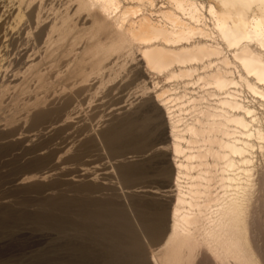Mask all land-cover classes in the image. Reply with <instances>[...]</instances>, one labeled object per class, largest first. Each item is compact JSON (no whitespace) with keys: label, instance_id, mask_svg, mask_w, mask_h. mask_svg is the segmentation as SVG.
I'll return each instance as SVG.
<instances>
[{"label":"bare ground","instance_id":"1","mask_svg":"<svg viewBox=\"0 0 264 264\" xmlns=\"http://www.w3.org/2000/svg\"><path fill=\"white\" fill-rule=\"evenodd\" d=\"M157 1L29 0L0 21V71L24 46L48 50L44 13L91 18L47 52L56 77L83 84L68 79L26 122L60 135L55 172L82 195L85 228H100L118 263L264 264L252 237L264 200V0ZM146 78L159 80L152 96Z\"/></svg>","mask_w":264,"mask_h":264},{"label":"rangeland","instance_id":"2","mask_svg":"<svg viewBox=\"0 0 264 264\" xmlns=\"http://www.w3.org/2000/svg\"><path fill=\"white\" fill-rule=\"evenodd\" d=\"M28 2L0 0V21L10 19L14 22L20 11L28 13ZM164 3L158 0L156 8ZM145 8L149 9L148 4ZM52 14L44 13L36 23L43 31L40 42L48 50L45 48L39 54H32L33 47L27 45L23 47L25 50L1 62L5 67L0 71V264H125L117 262L118 255L100 236V228L93 226L87 230L77 216L82 195L69 189L71 180L68 176L55 172V167L65 160L63 152H58L53 144L60 135L48 120H44L39 129L26 126L27 119H34L41 108L50 107L51 96L71 81V77L62 79L54 75L47 52L60 51L66 38L83 31L86 27L82 24L86 21L92 23L86 16L85 22L77 24L78 16H73V9L67 7ZM69 20H72L71 25L67 26ZM112 26L114 31L125 28L115 18ZM107 30V33L112 31ZM30 34L33 32L28 33L27 38ZM10 63L12 67L8 66ZM15 65L21 70H15ZM154 78H146L150 94L153 82L159 81ZM72 81L83 84L80 80ZM166 82L160 81L161 86ZM176 84L178 92H183L182 84L174 83L168 87L172 89ZM249 100L252 101L250 97ZM156 112L154 116L157 117ZM110 170L113 173L111 166ZM127 202L125 199L124 204ZM263 202L259 204V210L256 209L258 222L252 237L264 262ZM191 255H185L187 264H211L210 260L195 255L191 258Z\"/></svg>","mask_w":264,"mask_h":264}]
</instances>
